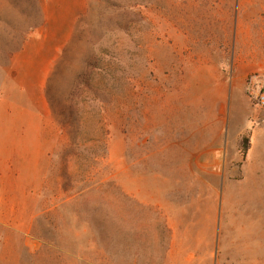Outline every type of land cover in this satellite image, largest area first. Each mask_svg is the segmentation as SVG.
<instances>
[{
    "label": "rangeland",
    "instance_id": "obj_1",
    "mask_svg": "<svg viewBox=\"0 0 264 264\" xmlns=\"http://www.w3.org/2000/svg\"><path fill=\"white\" fill-rule=\"evenodd\" d=\"M238 15L0 0V264H255L228 220L219 247L221 163H189L256 28Z\"/></svg>",
    "mask_w": 264,
    "mask_h": 264
},
{
    "label": "crops",
    "instance_id": "obj_2",
    "mask_svg": "<svg viewBox=\"0 0 264 264\" xmlns=\"http://www.w3.org/2000/svg\"><path fill=\"white\" fill-rule=\"evenodd\" d=\"M253 8L247 13L244 8ZM238 23L256 26L248 33V44L235 49L229 65L230 82L224 79L225 96L216 112V135L200 130L195 140L197 157L189 163H221V180L215 189L219 201L217 232L220 226L238 230L237 250L264 263V108L255 104L247 92V81L257 75V91L264 84V0H238ZM226 66V67H227ZM220 104V103H219ZM249 134L250 147L245 156L240 143ZM221 212L223 218H221ZM224 224V225H223ZM259 242H253V241ZM252 241V242H251ZM255 243V245H254ZM259 243V244H256ZM226 251V248L222 249ZM245 257V256H244Z\"/></svg>",
    "mask_w": 264,
    "mask_h": 264
},
{
    "label": "built area",
    "instance_id": "obj_3",
    "mask_svg": "<svg viewBox=\"0 0 264 264\" xmlns=\"http://www.w3.org/2000/svg\"><path fill=\"white\" fill-rule=\"evenodd\" d=\"M257 75H252L247 81V92L255 99V104L261 108H264V84L255 91L257 88Z\"/></svg>",
    "mask_w": 264,
    "mask_h": 264
},
{
    "label": "trees",
    "instance_id": "obj_4",
    "mask_svg": "<svg viewBox=\"0 0 264 264\" xmlns=\"http://www.w3.org/2000/svg\"><path fill=\"white\" fill-rule=\"evenodd\" d=\"M249 147H250V137H249V134H247L242 137L241 143H240V150L243 156L246 155Z\"/></svg>",
    "mask_w": 264,
    "mask_h": 264
}]
</instances>
